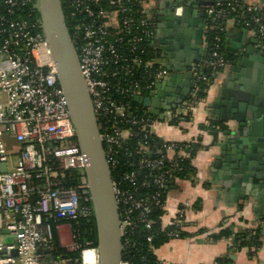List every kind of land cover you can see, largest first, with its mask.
Returning <instances> with one entry per match:
<instances>
[{"label":"built area","instance_id":"built-area-1","mask_svg":"<svg viewBox=\"0 0 264 264\" xmlns=\"http://www.w3.org/2000/svg\"><path fill=\"white\" fill-rule=\"evenodd\" d=\"M101 1L104 5H101ZM149 0H72L75 26L71 39L77 51L80 70L97 118L110 115L112 125L100 133L107 145L105 157L113 148H120L135 135L133 127L142 134L136 142L140 156L135 170L123 174L121 182L112 187L119 216L121 260L123 252L131 249L126 238L128 231L138 227L148 232L155 221L152 211L165 210L164 193L175 172L183 170L182 163L192 160L188 142L164 141L156 134L159 119L151 116L142 100L146 93L164 82L171 72L159 65L157 54L142 60L144 43L154 38L156 26L148 13ZM252 0H230L205 6L203 32L208 38L202 58L191 68L190 91L185 99L170 109L166 123L177 126L187 122L195 107L202 102L215 77L227 60L223 55L225 23L236 19L258 39L264 51V14ZM28 10L26 17L21 13ZM182 6L176 7L179 16ZM36 14V18L34 16ZM223 20L224 26L217 23ZM151 47V45H149ZM152 48V47H151ZM155 65H158L154 68ZM138 78L123 87L121 76ZM114 82L115 84H112ZM116 96L137 103L120 101ZM139 100L135 101L134 98ZM125 127H124V124ZM164 122V117L161 120ZM161 139L167 145L152 149L149 139ZM151 155L157 157L149 158ZM167 164V167L165 166ZM0 264H98L96 247H82L76 243V231L69 222L53 228L43 217L52 215L67 220L88 219L92 216L84 173L85 159L75 140L66 102L59 88L51 52L44 39L37 11V0H0ZM146 170L143 180L136 182L137 173ZM158 171H162L158 173ZM112 180V179H111ZM152 185L155 192L140 194L138 188ZM132 188V189H130ZM184 207L177 210L168 226L183 232ZM66 230L68 251L80 250L79 259L53 258L56 233ZM177 231L168 233L170 240L180 239ZM57 240V239H56ZM58 245L62 247L59 243ZM233 246V243L229 244ZM237 247V246H236ZM157 264L170 263L156 255ZM15 252V255H13ZM213 264H218L214 262Z\"/></svg>","mask_w":264,"mask_h":264},{"label":"water","instance_id":"water-1","mask_svg":"<svg viewBox=\"0 0 264 264\" xmlns=\"http://www.w3.org/2000/svg\"><path fill=\"white\" fill-rule=\"evenodd\" d=\"M193 1L175 2L167 5L165 11V44L172 46L167 49L170 52L167 59L170 66L166 69L171 74L160 87L163 89L166 86L168 91L159 105H153L150 96L142 100L143 107L148 108L147 112L159 120L163 119L164 111L174 108L188 95L192 79L191 68L201 56L194 48H187L183 53H179L174 38L180 32L188 35L192 42L205 17L200 8L230 0H197L195 5H192ZM257 2L264 12V0ZM180 5L181 13L175 16L174 11ZM37 11L44 39L51 52L57 82L74 128L75 140L85 159L84 173L92 208L98 264H119L121 235L112 180L97 118L80 70L78 54L71 39L61 1L37 0ZM190 16L201 17V24H197V20H191ZM188 26L193 27L189 29ZM240 34L245 36L246 31ZM249 43L239 44L230 55L233 72L231 79L238 80L239 86L234 101L226 104V112L227 118L231 117L236 121L235 131L238 136L233 139L234 134L226 132L233 140L231 153L236 155L231 159L236 162L229 166L222 180L224 187L237 193L234 200L240 194L250 196L251 191L255 189L261 193L256 195L257 198H263L264 192V51L260 50L259 46L256 47L254 41ZM197 48H200L199 45ZM181 80L185 85L181 90H176L174 84ZM226 87H233V82H229ZM225 97L226 91L223 92V98ZM134 100L138 101L139 98L135 97ZM3 170L4 164L0 165V171ZM260 211L261 209H258L257 212Z\"/></svg>","mask_w":264,"mask_h":264},{"label":"crops","instance_id":"crops-1","mask_svg":"<svg viewBox=\"0 0 264 264\" xmlns=\"http://www.w3.org/2000/svg\"><path fill=\"white\" fill-rule=\"evenodd\" d=\"M175 2L182 3L181 0L148 1L147 10L156 26V32L150 45L156 51L157 63L164 68L170 66L167 61L170 52L167 49L172 48L171 44H165L166 37L163 31H167V28H165L164 15L167 5ZM196 2L197 0H194L192 5ZM251 2L264 14L257 0ZM200 10L204 11V7ZM205 18L206 15L201 24V17L190 16V19L197 20V24H201V27L195 33L194 42H191V38L184 33L177 34L174 40L179 53H183L187 48L189 50L194 48L195 52L200 53V59L202 58L206 44L203 32ZM193 26H188V28L191 29ZM243 31H246L245 36L240 34ZM250 41H254L255 46H258L257 37L239 24L236 19L227 21L222 48L223 55L227 58L225 68L215 77L204 99L195 107L187 122L177 126L159 120L156 126L157 136L164 141L188 143L200 141L202 146L191 160L193 174L188 178L174 179L165 195V210L161 222L168 226L175 218L177 210L184 207L182 231L188 234L183 238L168 241L155 250L159 258L170 263L213 264L217 259L227 258L230 259L228 264H264V192L263 198H257L256 195L261 193L255 189L251 191L250 196L240 194L234 200L237 193L224 187L222 180L229 166L236 162L231 159L236 154L231 153L233 140L230 135L234 134L233 139L238 136L235 131L236 121L234 118H227L226 112V104L234 101L239 86L235 79H231L233 72L230 55L239 44L248 45ZM231 81L233 87L227 88L226 85ZM184 85L185 82L181 80L174 84V88L181 90ZM167 89L166 86L161 89L159 84L151 94L155 97L160 94L164 96ZM224 91H226L225 98H223ZM208 124L221 125L223 130L216 132L214 136L204 129ZM228 159L230 161H227ZM258 209L261 211L257 212ZM224 229H228L233 235L245 230L258 229L262 234L261 246L255 254H250L244 248L237 250L230 246L231 237L213 240L212 235ZM56 239L62 247H65L69 241L66 230L59 235L56 233Z\"/></svg>","mask_w":264,"mask_h":264},{"label":"trees","instance_id":"trees-1","mask_svg":"<svg viewBox=\"0 0 264 264\" xmlns=\"http://www.w3.org/2000/svg\"><path fill=\"white\" fill-rule=\"evenodd\" d=\"M63 11L66 17V23L69 28L70 34L73 35V29L75 26V18L76 14L74 9L71 7L72 0H60ZM101 5H104V2H100ZM28 14V10L24 9L21 15L23 17H26ZM36 18V14H34ZM238 23L240 21L236 20ZM217 23L221 26H224L223 20H217ZM240 24V23H239ZM208 41V38L206 39V42ZM150 45V39H148L143 47L145 50V53L143 56H141L142 60H145L147 58L153 57V49L149 46ZM225 57V56H224ZM227 60V58H225ZM158 65H155L157 67ZM142 72L138 71L136 74L132 75L131 77H124L121 76L119 78V83L125 87H129V82L133 79L138 78V75H141ZM112 84H115L112 82ZM151 93H146V95L150 96ZM205 94H200V98H204ZM116 98L120 101L124 102H130L132 107L137 106V103L132 101L128 98H123L121 96H116ZM98 122L101 123V129L100 133L104 134L107 129H109L112 125V118L110 115H103L98 117ZM178 121L175 120V123L177 124ZM123 123V121H122ZM124 124V123H123ZM125 127V124H124ZM218 127V129H217ZM135 135L133 137H130L127 139L122 147L120 148H113V152L109 155V158L114 162L113 165H110V176L113 182H121L122 176L124 173L135 170V165L137 164L138 160L140 159V156L136 153V142L140 139L141 132L138 131L135 127L132 128ZM204 129H207L210 133H212L214 136L216 135V132H219L220 130H223V127L217 124H208L207 127H204ZM148 144L150 147L154 150L157 148L163 147V145H167V143H164L161 139L153 138L149 139ZM191 146V155L192 158L195 156V154L202 148L200 141H196L195 143H190ZM105 150L108 151V147L106 144H104ZM157 157L156 155H151L149 158ZM166 164V163H165ZM167 167V164L165 165ZM183 170L179 172H175L172 179L174 180L176 178H188L193 174V167L191 165L190 161H185L182 163ZM141 173L136 175V182L139 183L144 178V174L147 173L146 170L140 171ZM162 171H158L160 173ZM124 186L126 183H122ZM170 184L167 185V188L164 193V198L166 195L167 190L169 189ZM129 187V186H128ZM132 189V188H130ZM138 193L140 194H152L155 192V189L152 185H150L147 188H138ZM85 206H90V202L83 203ZM163 216V212L159 210L152 211L150 214V218H152L155 221V225L153 226V229L149 232L153 235V240L150 244H148L145 240V237L147 236L148 232L142 231L141 228H137L134 231H128L126 233V238L128 239V242L130 244H134V246L131 249H126L123 252V259H126L129 264H157V259L155 255L152 252H149L148 249L150 246L157 249L159 246L167 243L170 240V237L168 236V233L172 230L177 231V229H174L173 227H167L166 229H162L160 225V218ZM43 221H47L48 224L53 228L56 224L69 222L71 225V228L76 231V243L79 244L82 247H96V240H95V232H94V225H93V216H91L88 219H78L75 220H67L64 217H59L52 215L51 217H43ZM180 237H185L188 234L185 232H179ZM261 232L257 230H245L240 232L239 234H231V231L228 229L221 230L219 233L212 235L213 240H217L219 238H232L233 247L237 250H240L242 248L246 249L250 254H255V252L260 248L261 246ZM53 243L55 246L54 252L51 254L53 258H70V259H79L80 257V250L75 251H68L64 247H60L58 245V242L56 240V237L53 238ZM237 246V247H236ZM216 262L218 264H228L230 262V259H217Z\"/></svg>","mask_w":264,"mask_h":264},{"label":"rangeland","instance_id":"rangeland-1","mask_svg":"<svg viewBox=\"0 0 264 264\" xmlns=\"http://www.w3.org/2000/svg\"><path fill=\"white\" fill-rule=\"evenodd\" d=\"M150 96L154 105H159L160 101L164 100L163 94H160L158 97H155L153 94H150ZM170 118H171V111L170 110L164 111V122H166ZM60 264H63L62 260Z\"/></svg>","mask_w":264,"mask_h":264},{"label":"flooded vegetation","instance_id":"flooded-vegetation-1","mask_svg":"<svg viewBox=\"0 0 264 264\" xmlns=\"http://www.w3.org/2000/svg\"><path fill=\"white\" fill-rule=\"evenodd\" d=\"M244 77V75H242V78ZM237 81V83L239 84V81L238 80H236ZM249 81V80H248ZM245 83H247V82H245ZM252 83V82H251Z\"/></svg>","mask_w":264,"mask_h":264}]
</instances>
